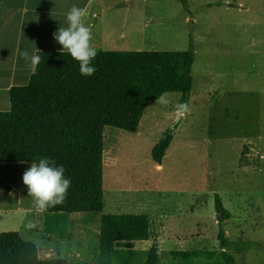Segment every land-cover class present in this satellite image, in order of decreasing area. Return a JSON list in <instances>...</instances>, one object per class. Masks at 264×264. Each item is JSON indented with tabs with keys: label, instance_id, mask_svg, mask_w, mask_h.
Here are the masks:
<instances>
[{
	"label": "rangeland",
	"instance_id": "374dc122",
	"mask_svg": "<svg viewBox=\"0 0 264 264\" xmlns=\"http://www.w3.org/2000/svg\"><path fill=\"white\" fill-rule=\"evenodd\" d=\"M88 1L30 5L34 21L41 22L37 29L48 32L40 37L48 43L45 49L67 51L53 33L68 26L67 13L75 5L85 9L84 22L94 29L97 50L102 49V27L117 25L121 31L130 26V51H184L193 43L196 53L191 111L173 129L161 170L152 149L177 122L180 93H167V107L149 102L137 133L105 128L104 213L149 215L152 242L141 248L147 253L158 244V264H180L171 255L174 250L219 252L220 223L231 243L225 250L236 264H264V0H187L186 5L181 0H128L125 6L124 0ZM110 4L115 6L112 13L121 16L108 15L112 24L103 25L102 11ZM112 17L118 21L115 25ZM31 164L0 163V198L11 196L12 206L33 205L22 179ZM217 195L229 213L223 220L216 209ZM243 202L250 214L240 220ZM35 217H40L45 233L28 227L26 214L11 215L3 224L7 232L17 231L36 243L41 259H70L78 248L85 251L88 238L99 247L98 213L43 212ZM79 222L86 227L77 228ZM76 228L87 237L82 232L61 237ZM195 264L225 263L204 255Z\"/></svg>",
	"mask_w": 264,
	"mask_h": 264
},
{
	"label": "trees",
	"instance_id": "16d2710c",
	"mask_svg": "<svg viewBox=\"0 0 264 264\" xmlns=\"http://www.w3.org/2000/svg\"><path fill=\"white\" fill-rule=\"evenodd\" d=\"M185 5L187 0H181ZM41 63L26 86L11 90L12 110L0 113V163H33L48 157L64 165L72 181L66 201L46 213H101L105 210L103 169L104 130L113 127L137 133L149 102L161 93H180L189 105L194 87L193 43L184 51L97 50L96 72L81 75L79 62L67 51H42ZM174 138L164 132L152 150L161 164ZM216 209L229 213L216 196ZM220 223L221 250H174L180 264H195L201 256L236 264L226 248L231 243ZM147 214L104 213L100 257L96 264H158L162 252L135 249L148 240ZM38 245L17 231L0 233V264H68L64 258L41 259Z\"/></svg>",
	"mask_w": 264,
	"mask_h": 264
},
{
	"label": "crops",
	"instance_id": "0c3cea01",
	"mask_svg": "<svg viewBox=\"0 0 264 264\" xmlns=\"http://www.w3.org/2000/svg\"><path fill=\"white\" fill-rule=\"evenodd\" d=\"M55 1L56 0H0V113H7L12 110V103L10 98L11 90L17 86L28 85L30 83L32 75L36 72V69L35 71H33L30 67L27 66L25 61L20 57V52L23 51L24 49H28L30 52H35L36 54L42 51H51L50 49H45L44 47V46H48V43L41 42L40 37L46 38L45 34H48V32L46 30H43L41 32L37 29L38 26H40L41 22L34 21L35 19L34 10L30 8V5L35 4L36 7L41 8L44 7L46 4H49L50 2H55ZM89 1L86 4H88ZM127 2L128 0H124L123 6H125ZM113 8H115V6H112L110 4L109 6L105 7V10L102 11V16L104 14V18L103 19L100 18V19L101 22H103V25L104 23L107 24L108 20L106 17L108 15L109 16L113 15V17H115V15L121 16L120 13L113 14L112 13ZM126 9L128 10V8ZM114 20L115 19L113 18V24L115 25L118 21H114ZM121 20H123L124 24L128 22L127 17L125 15H123ZM60 22L61 21H58V24H60ZM108 23L110 25L112 24V21ZM149 27L150 26H147V29ZM117 32H123V34L118 36ZM130 32H131L130 26L124 27L122 31L121 28H119L117 25L116 27H111V28L110 27L106 28V25L103 26L100 32L98 33V35H101L99 37V42L102 44L101 50L130 51L126 47L127 45H130L131 38L127 36ZM93 33H94V29L92 30V35ZM39 45H41L42 47L41 48L38 47ZM11 168L14 170L12 166ZM14 172L16 178H18V174L16 173L15 170ZM4 184L6 186V183ZM103 187H104V174H103ZM104 196H105V190H104ZM11 201H12L11 196L10 197L5 196L0 198V233L7 232V230H9L3 224V221L9 218L11 215H17V214H26L27 222L29 223L31 221L33 224L36 225L31 229H35L36 231L42 234L45 233V227H43L40 217H35L36 214L40 212H37L33 205L26 204L15 207L12 206ZM240 204H242L243 206L242 209L243 211L238 215L240 216L239 219L242 220L244 219L245 216L250 214V211L246 209L245 202ZM25 206H27L26 209H24ZM105 208H106V204H105ZM104 211L98 213L100 214L101 230H102V217ZM52 214L56 215L58 213H48V215H52ZM122 214H127V213H122ZM135 214H143V213H135ZM30 216H34V217H30ZM256 226H260V225L258 224ZM76 227L79 228L86 226L79 222L76 224ZM77 228L72 229L67 233L61 234V237L62 238H65L67 236L72 237L74 234H81V232L83 238L87 237L84 230L80 231ZM150 231H151V222H150ZM150 231H149V239L142 240L146 242H140V241L135 242V249L144 252L147 250L145 248L142 249L141 247L145 243H148L149 245L151 244L152 240H151ZM47 236L51 238V235L47 234ZM241 236L244 237V234H241ZM154 243L152 244V246L154 245ZM85 247H86L84 248L85 251H83L81 248H78L73 254H71L70 259L69 258L66 259L68 261V264H96L101 254L100 244L99 247H98V243L97 245L91 244V240L90 238H88V243L86 244ZM40 253L41 250L39 254ZM58 258H62V257L58 256Z\"/></svg>",
	"mask_w": 264,
	"mask_h": 264
},
{
	"label": "clouds",
	"instance_id": "9594fccd",
	"mask_svg": "<svg viewBox=\"0 0 264 264\" xmlns=\"http://www.w3.org/2000/svg\"><path fill=\"white\" fill-rule=\"evenodd\" d=\"M85 9L72 6L67 13V27H60L53 33L54 39L62 45V50H67L70 56L79 62L81 75L92 76L96 68L92 61L97 56V49L93 46L92 29L84 22ZM20 57L33 71L41 63V57L35 52L24 49ZM171 103L167 93H161L156 104L167 107ZM176 112L181 116L190 113L191 109L187 103L178 104ZM65 167L48 157L33 161L31 166L23 174V183L28 189V195L33 198V206L37 212H46L49 207L63 204L68 196V190L72 181L65 176ZM36 225L31 221L28 227Z\"/></svg>",
	"mask_w": 264,
	"mask_h": 264
},
{
	"label": "water",
	"instance_id": "95a60500",
	"mask_svg": "<svg viewBox=\"0 0 264 264\" xmlns=\"http://www.w3.org/2000/svg\"><path fill=\"white\" fill-rule=\"evenodd\" d=\"M181 118H182V116L179 114V115H178V120H177V122L172 126V129L176 128V125L180 122ZM219 219H220V220H223V219H224L223 212H220V214H219Z\"/></svg>",
	"mask_w": 264,
	"mask_h": 264
},
{
	"label": "bare ground",
	"instance_id": "6f19581e",
	"mask_svg": "<svg viewBox=\"0 0 264 264\" xmlns=\"http://www.w3.org/2000/svg\"><path fill=\"white\" fill-rule=\"evenodd\" d=\"M159 169L161 170L163 168V164L161 165H158ZM105 168H106V165H105Z\"/></svg>",
	"mask_w": 264,
	"mask_h": 264
}]
</instances>
